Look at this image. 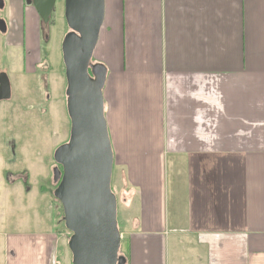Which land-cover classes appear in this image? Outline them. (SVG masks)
Masks as SVG:
<instances>
[{
  "label": "crops",
  "instance_id": "crops-1",
  "mask_svg": "<svg viewBox=\"0 0 264 264\" xmlns=\"http://www.w3.org/2000/svg\"><path fill=\"white\" fill-rule=\"evenodd\" d=\"M23 1L4 19L27 59ZM92 62L126 264H264V0H104ZM60 237L0 231V264H71Z\"/></svg>",
  "mask_w": 264,
  "mask_h": 264
},
{
  "label": "water",
  "instance_id": "water-1",
  "mask_svg": "<svg viewBox=\"0 0 264 264\" xmlns=\"http://www.w3.org/2000/svg\"><path fill=\"white\" fill-rule=\"evenodd\" d=\"M54 2L32 0L44 24ZM63 17L68 32L61 42V56L70 130L68 142L53 153L61 167V171L53 170V197L61 205L64 228L71 234L67 243L71 264H126L119 255L117 200L111 191L113 152L102 94L107 69L92 62L104 19V0H64ZM0 22V32L5 33L6 25ZM10 96L8 77L1 73L0 101Z\"/></svg>",
  "mask_w": 264,
  "mask_h": 264
},
{
  "label": "rangeland",
  "instance_id": "rangeland-1",
  "mask_svg": "<svg viewBox=\"0 0 264 264\" xmlns=\"http://www.w3.org/2000/svg\"><path fill=\"white\" fill-rule=\"evenodd\" d=\"M56 2L60 5L63 0ZM4 17L3 9L0 18ZM67 32L63 9L57 7L49 25V41L46 44L41 39L38 60L25 59L22 51L12 47H0L1 68L8 72L12 90L11 99L0 103V231L54 229L66 250L71 234L64 228L61 205L53 197V170L61 171L53 153L69 139L61 56ZM111 191L116 196L113 177ZM117 223L120 225V215Z\"/></svg>",
  "mask_w": 264,
  "mask_h": 264
},
{
  "label": "flooded vegetation",
  "instance_id": "flooded-vegetation-1",
  "mask_svg": "<svg viewBox=\"0 0 264 264\" xmlns=\"http://www.w3.org/2000/svg\"><path fill=\"white\" fill-rule=\"evenodd\" d=\"M2 1V3H0V6H2V8H0V11H2L3 9H4V11H5V8H6V3H5V0H1ZM59 8L60 7V9L62 8L63 9V11H64V0H63V2L60 4V5H57V2H56V0H55V2H54V5H53V7H52V10H51V14H50V18H49V21H48V23L47 24H44L43 22H42V20H41V18H40V16H39V14L37 13V11L34 9V7H33V5H32V0H24L23 1V8L24 9H27V8H29V9H32V10H34L35 12H36V14L38 15V20H39V26H38V35H39V46H38V50H39V52H38V54H37V56H35L36 58H37V60L39 59V54L41 53V46H40V43H42L41 42V39H42V41H43V43H46L47 44V42L49 41V25H50V23H51V20H52V16H53V14H54V12L56 11V8ZM2 19H4V18H0V20H2ZM5 20V19H4ZM6 21V20H5ZM5 23V22H4ZM66 24V23H65ZM0 25H1V22H0ZM5 25H6V32L5 33H1L0 32V38H1V43H0V47L2 48V49H5V48H7V40H6V36L8 35V24H7V22L5 23ZM47 32H48V34H47ZM65 36V35H64ZM23 53V52H22ZM24 54V53H23ZM1 57V56H0ZM34 57V58H35ZM25 58V57H24ZM1 58H0V74L1 73H5L6 75H7V77H8V80H9V84H10V91H11V96H10V99H11V97H12V90H11V83H10V76L8 75V72L6 71V70H4L3 68H1ZM35 66H37L36 64L35 65H33V67H35ZM32 69V68H31ZM64 81H65V90H66V80H65V74H64ZM65 92V91H64ZM65 94V93H64ZM66 98V97H65ZM9 99V100H10ZM9 100H6V101H9ZM1 102H4V101H0V103ZM65 103H66V101H65Z\"/></svg>",
  "mask_w": 264,
  "mask_h": 264
},
{
  "label": "bare ground",
  "instance_id": "bare-ground-1",
  "mask_svg": "<svg viewBox=\"0 0 264 264\" xmlns=\"http://www.w3.org/2000/svg\"><path fill=\"white\" fill-rule=\"evenodd\" d=\"M104 99V98H103Z\"/></svg>",
  "mask_w": 264,
  "mask_h": 264
}]
</instances>
